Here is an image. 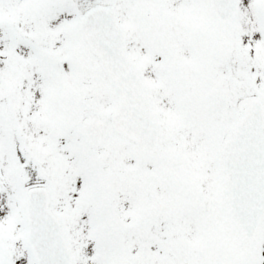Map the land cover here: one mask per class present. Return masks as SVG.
I'll return each mask as SVG.
<instances>
[{"label":"snow or ice","instance_id":"1","mask_svg":"<svg viewBox=\"0 0 264 264\" xmlns=\"http://www.w3.org/2000/svg\"><path fill=\"white\" fill-rule=\"evenodd\" d=\"M0 264H264V0H0Z\"/></svg>","mask_w":264,"mask_h":264}]
</instances>
